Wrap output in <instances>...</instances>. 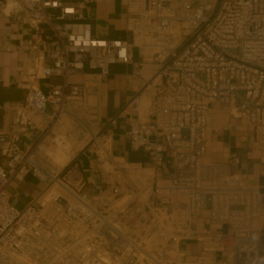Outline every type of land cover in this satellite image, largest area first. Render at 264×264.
Segmentation results:
<instances>
[{"label": "built area", "instance_id": "obj_1", "mask_svg": "<svg viewBox=\"0 0 264 264\" xmlns=\"http://www.w3.org/2000/svg\"><path fill=\"white\" fill-rule=\"evenodd\" d=\"M98 1L0 0L2 12L23 13L32 28L34 76L58 79L29 89L18 134L0 131V264H264V185L233 170L237 155L206 160L208 115L219 104L256 129L247 157L264 162V0H121L130 38L93 32L91 7ZM137 49L158 68L120 115H130L126 136L132 150L147 154L149 174L113 156L97 118L100 84L113 64L132 63ZM32 112L51 123L22 147ZM68 123L110 164L117 177L111 194L126 186L149 208L153 244L127 235L82 194L57 196L46 208L39 197L22 208L11 201L9 186L23 169L49 188L78 179L77 166L66 179L40 152L53 128ZM166 165L168 176L159 172ZM77 223L86 234L62 233ZM182 241L201 244L193 258H186Z\"/></svg>", "mask_w": 264, "mask_h": 264}, {"label": "crops", "instance_id": "obj_2", "mask_svg": "<svg viewBox=\"0 0 264 264\" xmlns=\"http://www.w3.org/2000/svg\"><path fill=\"white\" fill-rule=\"evenodd\" d=\"M91 11L93 32L96 35L130 38L126 27L127 14L121 0H99L91 7ZM31 34L32 28L24 21L23 13L7 15L0 10V131L9 134L19 133L17 115L19 109L24 106L29 89L33 86L45 89L51 83L58 82V79L36 78L32 73L36 53L29 48ZM157 68V62L143 60L137 49L132 63H116L111 66L110 78L100 84L98 93L100 110L97 118L104 124L101 130L103 141L107 142L113 156L121 163L140 167L148 174L152 172V166L147 154L144 151L132 150L126 136L130 115H120V112L132 95L141 90L144 80ZM137 71H140V75L136 74ZM86 77L88 78L76 75L73 80L79 81ZM112 116H117L116 122L107 124V120ZM31 118L34 126L29 129L27 135L21 134L22 147L37 142L51 123L46 116L37 112H32ZM237 125H240V128H236ZM78 130L70 123L67 128L55 126L40 149L45 160L57 172H63L71 163L76 162L78 179L65 187L49 188L29 170L23 169L9 186L11 201L22 208L39 197L41 205L46 208L57 196L71 200L73 192L82 194L97 210L113 217L127 235L141 239L147 246L153 244V223L150 222L149 208L139 199H133L126 186L119 196L111 194L110 185L117 181L116 174L111 171L109 163H104L97 145L85 140ZM255 137L256 129L237 116L236 111L214 104L207 120L206 160L226 162L231 155H237L240 162L233 170L264 185V162L247 157ZM128 171L137 183L143 182L140 175L133 170ZM159 172L168 176L172 167L166 165ZM68 177L67 174L66 179ZM94 182L103 186V189L95 188ZM195 227L199 230L204 225L196 222ZM79 228L78 223L77 226L65 225L62 233L66 232L73 237L86 234L89 230L85 227ZM200 247L199 242L182 241L186 258H193Z\"/></svg>", "mask_w": 264, "mask_h": 264}, {"label": "trees", "instance_id": "obj_3", "mask_svg": "<svg viewBox=\"0 0 264 264\" xmlns=\"http://www.w3.org/2000/svg\"><path fill=\"white\" fill-rule=\"evenodd\" d=\"M76 166V162L71 163L63 172V176L67 174Z\"/></svg>", "mask_w": 264, "mask_h": 264}]
</instances>
